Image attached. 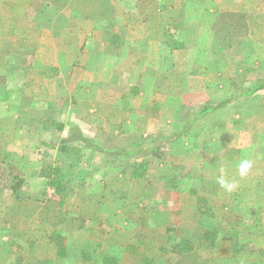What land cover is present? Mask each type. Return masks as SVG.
Masks as SVG:
<instances>
[{
    "label": "crops",
    "instance_id": "1",
    "mask_svg": "<svg viewBox=\"0 0 264 264\" xmlns=\"http://www.w3.org/2000/svg\"><path fill=\"white\" fill-rule=\"evenodd\" d=\"M222 5L217 10L224 13L232 9H264L261 2L245 7ZM215 10L214 4L206 0H0V129L9 122L15 136L23 122L35 123L32 117L24 121L23 112L9 113L7 117V108L12 104L8 99H15L14 107L25 104L39 108L43 104L51 110L41 122L53 121L63 129L53 133L41 126L44 133L40 132L39 137L46 139V135L53 134L67 140V145L47 146L63 162L71 155L76 157L75 153L88 154L81 157L85 169L79 186L109 189L108 195L96 197L87 193L78 197L68 193L69 183L58 177L64 193V198L60 201L58 196L56 201L59 213L54 210L48 214V218L52 217L46 218L48 229L33 232L38 237H33L29 244L14 243L15 250L23 255L24 264H142L144 260L167 264L166 259L171 264H209L195 259L203 250L201 247L209 248L203 241L194 244L190 253L172 252V246L166 243L173 241H168V237L174 230L165 222L157 224L153 220L157 211L152 210L153 206H145L153 204L151 195L146 199L138 196L136 201L131 196L132 187L144 190L168 186L162 172L168 171L169 162L178 169L182 166L188 169L197 180L193 184L195 191L189 192L193 197L180 195L174 201L166 198V203L177 205L175 216H183L186 205L194 218L195 214L197 217L205 214V204L213 207L224 204L226 219H232L229 213L238 209L235 205L243 204L236 199L239 186L225 191L217 183L218 172L223 170L225 179L236 181V168L244 156L250 154L255 161L264 157V90L233 99L163 145L203 106L220 103L247 88L232 87L228 81L217 79L224 75L225 60L232 55L224 50L215 51L222 40L219 31L226 27L224 21L214 23ZM12 82L14 94L8 89ZM51 111L62 115L61 118L52 117ZM74 131L95 144L106 140L112 149L100 144L102 152L95 151L82 139H72ZM103 151L114 153L113 158H105ZM79 156L75 160H80ZM163 157L168 159L166 163ZM139 164L144 165L146 176L132 179L131 172ZM80 168L81 165L73 170ZM52 169L55 168L50 169L51 173ZM56 169L61 171V167ZM110 169L115 175L113 181V177L106 175ZM208 169L216 174H208ZM251 169L263 172L264 164L254 162ZM37 176L44 178L40 172ZM47 177L46 186L50 189L49 180L53 176ZM259 182L258 188H264V183ZM111 185L115 189L110 190ZM51 194L54 200L56 195ZM197 198L204 199L201 206ZM33 201L42 206L45 202L42 198ZM90 202L98 205L94 213L87 211L86 204ZM253 202L263 206L264 196ZM138 205L139 215L134 211ZM135 215L142 216L148 224L143 228L136 224ZM254 217L260 219L259 215ZM246 228L234 223L227 225L224 233L214 227L207 233L215 231L217 243L219 235L230 232L239 237ZM160 233H165L164 241L158 237ZM240 244L232 243V239L226 243V264L244 262L246 255L243 257L244 252H240ZM255 247L252 251L264 252L263 241ZM162 249L168 252L164 254ZM258 258L252 264H264L262 256ZM218 264L225 263L220 260Z\"/></svg>",
    "mask_w": 264,
    "mask_h": 264
},
{
    "label": "rangeland",
    "instance_id": "2",
    "mask_svg": "<svg viewBox=\"0 0 264 264\" xmlns=\"http://www.w3.org/2000/svg\"><path fill=\"white\" fill-rule=\"evenodd\" d=\"M206 1H208L210 4H214L216 9L214 18L212 17L214 19V23L218 24L224 21L226 24V27L220 29L219 31L220 39L222 40H220V43L216 45L215 51L224 50L226 51L227 55L229 54L228 52H231L232 55L228 56V58L225 60L226 65L224 67V71H222L224 75L218 76L217 79L228 81L232 87L239 88L251 87L256 82L264 80V9L262 11H237L232 9L226 11V13H224L222 10H217L219 8L217 6L221 5L222 7V4H226V8L229 6L238 7L240 4L242 7H245V4L252 5L258 2L264 3V0ZM209 16L211 18V15ZM254 40L259 41V43L254 44ZM243 56H245V58H243ZM254 56L256 58H254ZM14 86L15 84L13 82L8 84V89L12 92L11 94H14L12 91ZM14 100V98L8 99V101H12V104L9 108H7V117H10L9 113L14 115L23 112V114H25L23 115L24 121L27 122L30 120L29 117H32L35 120V123L33 122L31 124H25L23 122L22 126L19 125V127H21L19 129L20 131L18 132L19 134L15 136L12 125H9V122H6L5 125L2 126L3 129H0V262L2 264H14V261H17L18 259L20 261L16 262L15 264H24L23 255L21 252L15 250L14 243H18V245H21V243L29 244L33 237H38V235H32L33 232L38 231V233H40V231L48 229L47 227H49V221L46 218H48V214H50L51 211L53 212L56 210V201L59 199V197L56 196L53 200V196L51 194L53 193L52 189H49L46 186V176H49L47 179H50L52 174L50 171L51 168L61 167V171L58 173V175L59 177L61 176L64 181L69 183L67 190H70L68 193L71 195L84 197L87 193H90L92 194L91 196L97 197L100 195H108L109 191L107 187H103V190L100 188L99 190L94 188L93 185L86 186L85 184L84 187L82 184H80L81 186H79V183H81L79 182L81 180H79V178L82 177L81 175H83L85 169L83 167L84 165L82 164L84 160H81V157L85 158L88 154L79 156L78 153L74 152L76 154L74 156H79L80 160H75L76 157H73V155L70 154L71 156H69L68 159L63 162L60 158V155H56L53 149H50L47 146L52 144L56 145L57 143L58 146H61V144L67 145V140H60L53 134L52 136L46 135L48 137L46 139H41V137H39L38 134L40 132L41 134L44 133V131L41 129V119H45V117H47L48 111L51 109L43 107L42 103V106L39 108H34V106L28 107V105L25 107V104V108L14 107ZM41 101L42 99L40 102ZM27 102L28 101L25 103ZM23 109H25V111ZM1 114L4 115L3 112ZM51 116L59 119L62 115H57L56 111H51ZM26 129L31 130L30 132H27ZM92 132H94V129ZM76 133L78 132H72V136H75ZM98 142V145H104L103 147H105V149H112L108 147L110 145L107 144L106 140L101 139L98 140ZM76 150L82 152V150L79 148ZM112 158H110V160ZM258 158H260V161L251 159L250 154L243 157V159L250 160L252 166H254V162L264 164V157L259 156ZM78 160L80 161L79 164L81 165V168L80 170L74 171V168L80 166L79 164L76 166V162ZM167 160L165 158L163 159L165 163ZM66 163L68 166H72L68 168V166L66 167ZM125 165H127V161L123 162V169H126ZM167 166L168 171L162 172V176L164 179H166L168 186H162L160 188L157 187L155 189H149L147 187V189L144 190L141 188L132 187L131 197H133L136 201L138 196L141 199V196L143 195V198L146 199V197L151 195L150 197L152 198L150 200L153 204L147 203L145 206L146 208L153 206L152 210L157 211L159 217L156 216V218L153 220H155V223L157 224L165 222L168 224L169 229L174 230V234H172L173 241L166 243L168 247L171 248V246H173L175 243H178L182 239L191 240L194 244L198 245L201 241H203L204 238V236L202 237L201 235L203 233H207L208 229L211 230L214 227L216 229H220V232H225V227L227 225L232 226L234 223H237L241 228L247 226L243 232V235L235 237L230 232H227L228 235L226 236L219 235L218 237L220 240L217 243L215 240V244L213 243L214 250L212 248L209 250L207 247H201V250H203L197 253L195 259L209 261V264L210 261L218 264V261L221 260L226 264V243L229 244L230 239H232V243H241L240 252H244L243 257L246 255L247 260L244 258V262H242V264L256 263L258 262L257 260H260L258 258L260 255L262 256L261 260H264V252L258 253L257 251H252V248L255 247L256 244H259V241L264 242V230L262 229V226H264V205L261 206L258 204L259 202H253L254 200H259L261 196H264V188H258L260 185L259 180L264 183V171L260 172L258 170L255 171L254 169H251L249 174L243 179H241L238 175L236 176V181H233V178L230 179V181L239 186L237 191L240 190V194L239 192L236 193V196H238L236 199L243 203L240 205L237 204L239 206L235 205L238 209H232L234 212L229 213L232 219H226V205L224 204H220L219 206L216 205L215 207L208 205L206 206L205 204V214L203 216L199 215L198 217L195 214L194 218H192L190 210L188 209V205H186L187 208H185V211H183V216H175L174 211L177 210V205H175L173 202L166 203L165 201L166 198H168L169 201H174L175 197L180 195L193 197L189 194V192L195 191L193 184L197 182L196 176H193L192 173L190 175V171L183 168V166L178 169V166H170L169 162H167ZM208 166L209 165L207 164L206 170ZM206 170L204 171V175L206 174ZM208 170V174L211 173L212 176L216 174V172L212 169ZM39 172L40 175L44 176V178L37 176ZM102 173H104V171ZM218 173L220 176L221 172ZM233 174L236 175L234 172H231V175ZM106 175L111 178L113 177L111 181L115 180L114 172L111 169L106 172ZM199 176H203V174H200ZM18 179L22 180V184L18 193L19 198L17 197L16 199L12 194L10 187L16 183ZM177 183H180V187H178ZM254 185L257 187L255 188ZM113 189H115V186L111 185L110 190ZM124 191L125 190L122 189V192ZM126 193L127 192L125 191V194ZM118 196H121V194ZM40 198L45 201L43 206L38 203L34 204L36 203V200L33 201V199ZM244 200H247V202L244 203ZM28 201L29 203H27ZM91 203L92 202L86 204L88 213H94L93 211L95 209L98 210V205L96 206L94 203L90 205ZM139 205L136 206L134 210L135 213H138V215L140 209ZM56 212L59 213V210L57 209ZM165 214L166 218H164ZM138 215H135L134 222L136 224H141L143 228V226L147 225L148 223L145 222L142 216ZM258 215L260 216V219L255 217L253 218V216L257 217ZM51 218L52 217L50 216L48 219ZM26 231H28L27 234H21ZM145 234L147 235V231ZM164 234L165 233H160L158 235V237L161 240L163 239V241L166 237ZM234 239H236V241ZM216 245L218 247H216ZM153 248L156 247L153 246ZM155 254L157 255V253ZM164 263L171 264L172 261L166 259V262Z\"/></svg>",
    "mask_w": 264,
    "mask_h": 264
},
{
    "label": "trees",
    "instance_id": "3",
    "mask_svg": "<svg viewBox=\"0 0 264 264\" xmlns=\"http://www.w3.org/2000/svg\"><path fill=\"white\" fill-rule=\"evenodd\" d=\"M261 90H264V81H258L254 85H252L251 87H247L245 89H242L238 93L236 92L235 95H233L232 97H229L228 99H226L220 103L208 104L206 106H203L199 110V112L194 115V118H192V119L188 120L186 123H184L182 126V129L176 131V133H174L173 136H171L168 140H166L163 143V145L171 142L172 140L181 136L182 134H185L194 122H196L197 120L201 119L202 117L210 114L213 111L221 109L222 107L231 103L233 101V99L239 98L241 96H247L248 97V96H251L254 93L261 91ZM41 125H42V128L44 130H48V131H51L53 133H60V132H62V129H63V126L61 124H58V123H55V122L49 121V120H43L41 122ZM72 139H75L77 141H79V139H82V142H84L85 145H87L88 147L93 148L95 151L102 152V150L100 148H98L99 147L98 144H95L94 141L83 139V137L81 135H79L78 133H76V135L73 136ZM60 149H61V147H60ZM103 152H104L105 158H111L113 156L112 154H114L110 151H108V152L103 151ZM131 153L132 152H126L125 154L129 155ZM58 173H59V170H57L56 168L52 169V176L53 177L49 180V187L52 189L54 195L60 197V201H61L64 198V193H63L62 183L58 179V177H59ZM145 176H146V171L144 170L143 164H139L137 167H134V169L131 172L132 179L140 180V179H144ZM21 184H22V180L18 179L16 183L11 185L10 190L12 191L13 195L16 196L19 193V189H20ZM197 202L199 205V204L204 202V199L197 198ZM199 206H201V205H199ZM168 232H169V230H168ZM215 233H216L215 231H211V232H208L207 234L204 235L203 243H206V245L209 248L215 242V239H216ZM171 239H172V236H169L168 241H171ZM193 249H194V243L188 239L180 240L178 243L174 244L171 248L172 252H176L177 254L190 253L193 251ZM161 252L165 254L168 251H165L162 249ZM105 262L106 263L109 262V259H106ZM142 264H154V263L151 261H148V260H144L142 262Z\"/></svg>",
    "mask_w": 264,
    "mask_h": 264
},
{
    "label": "clouds",
    "instance_id": "4",
    "mask_svg": "<svg viewBox=\"0 0 264 264\" xmlns=\"http://www.w3.org/2000/svg\"><path fill=\"white\" fill-rule=\"evenodd\" d=\"M251 168H252L251 161L248 159H242L239 161L237 168H236L237 175L241 179H243L249 174ZM217 183H219L220 186L227 192L233 191L235 187L237 186L234 182L228 179H225L223 170H221V175L217 178Z\"/></svg>",
    "mask_w": 264,
    "mask_h": 264
}]
</instances>
